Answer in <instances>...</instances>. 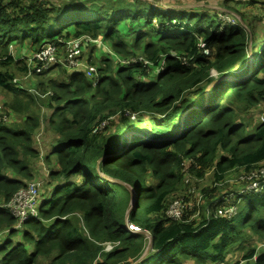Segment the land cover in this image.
Instances as JSON below:
<instances>
[{"label":"trees","instance_id":"1","mask_svg":"<svg viewBox=\"0 0 264 264\" xmlns=\"http://www.w3.org/2000/svg\"><path fill=\"white\" fill-rule=\"evenodd\" d=\"M218 13L169 16L157 0H0V91L6 109L24 118L0 122V232L19 231L21 239L3 238L0 264H38L40 257H52L49 264H215L246 250L250 233L264 241V191L245 194L232 219H191L195 209L183 220L166 217L184 180V158L197 164L190 170L197 178L213 169L215 183L264 163V121L252 113L245 122L232 108L239 102L248 112L264 102V37L256 41V30L240 22L223 25ZM99 36L132 63L115 66L109 55L98 54L96 84L57 64L44 70L56 77L32 74L39 94L14 81L34 65L15 57L12 42L36 52L48 42L64 49L70 39ZM140 56L143 61L134 59ZM214 68L221 78L238 80L209 79ZM45 105L58 138L57 168L39 215L16 229L2 205L34 178L40 153L33 143ZM126 111L137 119L123 114L124 128L105 135L101 124ZM129 186L138 202L127 216ZM216 189L202 190L212 212L224 203L223 196H212ZM105 242L119 245L107 252ZM243 259L264 264V248L247 249Z\"/></svg>","mask_w":264,"mask_h":264},{"label":"rangeland","instance_id":"2","mask_svg":"<svg viewBox=\"0 0 264 264\" xmlns=\"http://www.w3.org/2000/svg\"><path fill=\"white\" fill-rule=\"evenodd\" d=\"M80 1H83V0H80ZM257 0H255L256 2ZM195 2H197L195 0ZM255 2H251V4L247 5L248 7V11L249 13H257L259 12L260 8L261 7H264V0H260L259 2L255 3ZM187 3V2H185ZM258 7V8H257ZM161 13H164V14H167L169 16H177V17H180L182 16V14L177 10V9H169V8H166V7H161ZM223 13H226V14H229L228 11H225V10H222V9H219V13H218V17H219V14H223ZM256 15V14H255ZM224 16H228L231 18L232 21H235L237 20L236 19V16L233 14H229V15H225ZM219 20L223 23V25H227L225 22H229V19H220ZM238 24V22H237ZM140 27V25H137ZM127 27V26H126ZM128 27H130L128 25ZM127 27V28H128ZM258 29V28H257ZM260 31H262L261 29H259ZM263 32V31H262ZM101 36H99L97 39H99ZM254 37H257V40L258 41L260 39V37L258 36H254ZM133 36H130V40H133ZM95 39V40H97ZM241 41H243V38L241 36V38H239ZM202 38L199 39V41L201 42ZM16 43L18 44V42H12L11 43V50L15 53V54H18V50H25V51H29V47L27 44H19V47L16 46ZM50 44H53V45H56L57 46V49H58V57L62 60L65 58L66 56V52L64 49H61V47L57 44V43H51V42H48ZM46 43V44H48ZM93 43H96V42H93ZM93 43H89L88 47L86 48V50H84L83 52L87 51L86 53H88V56H86V54L83 56V60L86 61L87 63H90L92 61H95L96 64H94L93 66H96V68L99 66V60L98 59L100 57V55L98 54H105V55H109L110 58L112 60H114L116 63H114L115 66L119 65L120 63L122 64V61H125L124 58H119L115 52L112 51V49L110 48V46L105 43L104 41H101V48L99 47H92L91 45ZM248 43V42H247ZM257 43V42H256ZM46 44H42V46L39 48V50L37 51H40L42 48L45 47ZM252 44V43H251ZM205 45H202V48H204ZM65 47V46H64ZM23 52V51H22ZM90 53V55H89ZM206 53H208V51H206ZM91 56V57H89ZM98 56V57H97ZM249 57L251 58V55H249ZM89 58V59H88ZM92 58V59H91ZM136 60H140V61H143V58L142 56H140L139 58H134ZM26 60V59H25ZM181 60L183 61V63L186 62V58L181 56ZM128 61V60H126ZM133 59L132 60H129V63L131 62L132 63ZM135 62V60H134ZM31 65H34V67H32V72L35 71V73H30L28 74V76H26L25 74L24 75H19L16 77V79L18 80V84L19 86L27 89V90H30L31 92L33 93H36V94H39L37 90H35V88L33 87L36 81L35 77L32 75V74H38V75H42L41 73L44 71V70H41V71H37L39 69L38 67V64L35 63L33 64V61L30 62ZM59 64H62V63H59ZM117 64V65H116ZM64 65V64H62ZM164 65V63H162V66ZM65 66V65H64ZM244 66V71H246L248 68L244 65V64H241V63H238L237 64V67L240 69ZM34 68V69H33ZM68 68V67H67ZM150 68V73L152 72H158V69L157 68H153L152 66L149 67L148 66V69ZM69 69V68H68ZM160 69V68H159ZM71 70V69H69ZM72 72L74 70H71ZM241 71V70H240ZM238 71V72H240ZM242 73V72H240ZM43 74H46V76L48 77H51V76H54L56 77L57 75H55V72H51L50 70L44 71ZM97 74H98V69H97ZM97 77V76H96ZM262 78H264V74L261 75ZM209 79L212 78V79H229L231 81H234L238 78H235V77H228V76H224L221 78V75H220V72L218 70H216V68H214L213 70H211L210 72V76L208 77ZM192 81V80H190ZM196 89V87L194 89H192L191 91H194ZM1 93V92H0ZM4 96L5 94L2 93ZM2 98L3 96L0 95ZM46 97V95H44L43 99ZM5 98H7L5 96ZM239 102H235L234 105H232V108L235 109V111L237 112V115L240 116V119L245 121V122H250V119L249 118H252V113L253 114H256L258 115L257 118L259 121L263 120V116L260 114V107L257 106V108L249 110L248 112L247 111H242V108H240L239 106ZM49 112H50V109L48 108V106H42L40 108V114L39 116L41 117V124L39 126V129L37 130L36 134L35 135H40L41 136V142H45V143H48L49 141L52 143V140L54 138V136L56 135L55 132L51 129L50 127V122H49ZM123 114H125L126 116H130L132 119H134L136 117L137 119V115L138 113L133 114L130 112V111H126V112H119L118 114H114L111 116V118L109 119H106L107 121H104L106 123V128H104V133L105 135H109V134H112V133H115L116 130L120 129V128H124V123H123ZM135 115V116H134ZM149 115H147L146 113H144V116L145 117L144 119H147ZM255 116V115H254ZM135 119V120H136ZM22 116H19L18 115V123H21L22 122ZM253 125L251 127H249V130L253 129ZM45 156V153L43 155V158ZM183 160H185L187 162V164L185 166H188L189 168V173H188V176L191 177V183L190 185L191 186H187L185 184V182L183 181L180 185H179V188L177 189V191L175 192L174 196H173V199L170 201V204L176 200V199H182V200H186V201H189L191 203L193 202H197L199 196L201 194H203L202 190L204 188H207V187H210V188H214L216 187L217 189V192L215 193H212V196L213 197H221L223 196L224 198L229 196L230 194H235L237 193L240 189L242 190L244 188V183H240L238 178L244 173V171H241L240 170H235V171H232L230 173H228L225 177L224 180H222L221 182L219 183H215L214 180H215V177H214V170L212 169L211 171L207 172L205 174V176L203 178H197L195 176V174H193L190 170L193 168V166H196L194 165L192 162H188L189 161V158H184ZM41 162V160H39ZM264 163H262L261 165H263ZM185 166H183V172L185 174V171H184V168ZM46 168H48L49 170H51L52 168H54L53 166H47L45 165ZM258 170L255 171V173H257ZM39 175L35 176V179H43L45 182H46V185L44 188H42L43 190H41L42 192L41 193H44L46 191H48V186H47V180H45L44 178H36L38 177ZM46 177V176H45ZM34 179V178H33ZM32 179V180H33ZM30 180V181H32ZM28 181L27 184L30 182ZM150 182V181H149ZM152 182H156V180L153 178L152 179ZM151 183V182H150ZM24 188V187H23ZM189 189H195V193L193 194H190L189 193ZM43 195V194H42ZM41 195V197H42ZM230 197H234L235 199L236 198V195H230ZM209 200H210V196L207 195V198L204 196V198L202 200H200L198 202V206H199V211H203L205 210L208 205H209ZM39 205H40V198H39ZM197 221H200V220H197ZM196 223V222H195ZM80 225H81V228H82V231L85 232L86 234H88V231H87V226L85 225L84 221H80ZM8 234V233H7ZM18 234H19V231L15 232L14 234H11V235H7L5 236L4 235V241H6L8 238H10L14 243H15V239L18 237ZM251 235V239L250 241H248L246 243V250H235L234 252H232L228 257H227V261L226 263L227 264H237V263H240V264H245L247 261H244L243 259V256L244 254H246L247 252V249H250V248H264V241L260 240L259 237L255 234H252L250 233ZM106 243V242H105ZM104 244V243H103ZM52 260V257L51 258H45V257H40L39 260H38V264H49ZM219 263V262H218ZM187 264H196L195 261H188ZM208 264H212V263H208ZM216 264V263H215Z\"/></svg>","mask_w":264,"mask_h":264},{"label":"built area","instance_id":"3","mask_svg":"<svg viewBox=\"0 0 264 264\" xmlns=\"http://www.w3.org/2000/svg\"><path fill=\"white\" fill-rule=\"evenodd\" d=\"M224 14L229 15L226 13L219 14V18L229 19V22H225L227 25L237 24V20L232 21L230 17L224 16ZM98 41L99 39L94 40L91 39L90 37L74 38L65 41L64 50L66 52V56L62 60L58 57L57 46L49 43L46 44L45 47L42 48L40 51H36L31 61H37V64L40 65L37 71L45 70L47 68H50L51 66L62 63L71 70L85 73L86 77L93 79V82L96 84L98 81L96 77L97 68L83 60V56H84L83 51L86 50L89 43L98 42ZM122 64L127 65L129 64V61L126 60L122 61ZM14 81L18 83L17 79H15ZM259 107H260V114L263 116V120L261 121H264V102ZM13 115H15L13 111L6 109V107L3 104H0V122L2 123L15 122ZM105 126L106 123L103 122L101 124L100 129L105 128ZM36 138L38 141L40 140L41 136L37 134ZM188 162H192L194 165H196L195 167H197V164L195 163L194 160L189 159ZM186 164L187 162L183 160V166H185ZM256 170H258L257 173H255ZM184 171L185 174L183 181L187 186H191L190 185L191 177L188 176L189 173L188 166H185ZM238 180L240 183H244L245 185L242 190L240 189L237 193L230 194V195H236L237 199H235L234 197H230V195L225 197L224 203L221 206H219L215 210V212H212L208 207L203 211H199L198 202L202 200L205 196L204 194H201L197 202H193V203L182 199L174 200L166 209V217L172 221L183 220L186 214L192 212V210L195 209L196 213L192 216L191 219H198L200 218L201 214H203L205 218L211 215L226 219L234 218L238 214L240 203H242L243 196L245 194L264 191V164L259 165L257 168L253 170L244 171V173L238 178ZM44 183L45 182L43 180H38V179H34L30 181L24 188L16 192L9 201H7L2 205V207L8 210V212L11 213L17 220V224L15 226L16 229H21L28 219H30L33 216L37 217L39 215V197L41 194V190L44 187ZM189 193L190 194L195 193V189H189ZM130 228L135 231L139 229L138 227H135L133 225H131ZM7 233L8 230L0 232V243L4 238V235H6ZM103 245H104V250L109 252L114 250L119 245V243L106 242ZM0 260H1V255H0ZM216 264H227V263L219 262Z\"/></svg>","mask_w":264,"mask_h":264},{"label":"crops","instance_id":"4","mask_svg":"<svg viewBox=\"0 0 264 264\" xmlns=\"http://www.w3.org/2000/svg\"><path fill=\"white\" fill-rule=\"evenodd\" d=\"M157 1L158 3H160L161 7L163 6L169 9H177L181 14L196 13V14H210L211 15L216 12H219V9L228 11L229 14L231 15L234 14L236 16L237 22H240V24H242L245 28H251V29L253 28L254 30H256V32L258 33V37H260V39L261 37H264V7H261L259 12L254 13V15L253 13L247 12L248 11L247 5L251 4V2L252 3L255 2V0H196L197 2H195V0H157ZM259 1L260 0H257L255 3ZM259 29H261L263 32L260 31ZM101 41H104L102 36L99 38L98 42L93 43L91 46L96 47V48L97 47L101 48L102 47ZM16 46L19 47V44L16 43ZM86 52L87 51H85L84 53L86 54V56H88V53ZM13 54L15 55L17 59H26V62L30 64V62H32L31 59L33 55L35 54V52L33 50L25 51V50L19 49L18 54H15L14 52ZM2 93L3 92L0 93V95L3 96V98L0 96V104H3L5 106L6 98ZM50 115H52V112H49V118H50ZM13 117L15 121H18V115L15 114L13 115ZM22 119H23L22 120L23 122L24 118L22 117ZM57 139H58L57 135H55L52 140V143L50 141L48 143H45L44 141L41 142V138L40 140L34 141L33 143L34 147L40 153L39 159L35 165L34 179H35V176L39 175L36 178H44L45 180H47V186H48L47 188L48 191L41 193V195L42 194L43 195L42 197L40 195V201L41 199L44 200V198L49 195V190L51 189V186L49 185V181H50L49 174L52 169L57 168L56 154H53V150H54L53 146L55 142L57 141ZM44 153H45V156L43 158ZM39 160H41V162ZM45 165L53 166L54 168L49 170L48 168L45 167ZM241 171H243V169H241L240 172ZM45 185H46V182H45ZM17 238L20 239V237H17Z\"/></svg>","mask_w":264,"mask_h":264},{"label":"water","instance_id":"5","mask_svg":"<svg viewBox=\"0 0 264 264\" xmlns=\"http://www.w3.org/2000/svg\"><path fill=\"white\" fill-rule=\"evenodd\" d=\"M251 58H252V56H251ZM248 79H249V75L245 78V80H248ZM236 80H238V79H236ZM209 90H210V87L207 89V91L209 92ZM121 183H123V182H121ZM129 190L131 192V208L128 210L127 216L130 214L131 210H133L135 208V204L138 202V196H137V193H136L135 189L134 188H131L129 186ZM136 231H140V229H138ZM149 248H150V245L147 248V250L144 253V255L148 253Z\"/></svg>","mask_w":264,"mask_h":264},{"label":"bare ground","instance_id":"6","mask_svg":"<svg viewBox=\"0 0 264 264\" xmlns=\"http://www.w3.org/2000/svg\"><path fill=\"white\" fill-rule=\"evenodd\" d=\"M49 44V43H48Z\"/></svg>","mask_w":264,"mask_h":264}]
</instances>
